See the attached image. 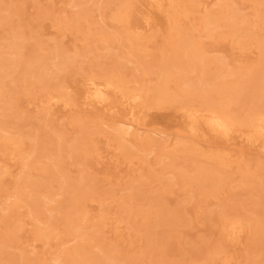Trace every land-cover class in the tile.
<instances>
[{
  "label": "rangeland",
  "instance_id": "obj_1",
  "mask_svg": "<svg viewBox=\"0 0 264 264\" xmlns=\"http://www.w3.org/2000/svg\"><path fill=\"white\" fill-rule=\"evenodd\" d=\"M257 111L264 0H0V264H264Z\"/></svg>",
  "mask_w": 264,
  "mask_h": 264
},
{
  "label": "bare ground",
  "instance_id": "obj_2",
  "mask_svg": "<svg viewBox=\"0 0 264 264\" xmlns=\"http://www.w3.org/2000/svg\"><path fill=\"white\" fill-rule=\"evenodd\" d=\"M229 14V13H228ZM235 16V15H234ZM236 18V17H235ZM185 40V39H184ZM185 43V42H184ZM193 52V51H192ZM3 64V63H2ZM111 77V76H109ZM91 81V80H90ZM93 81V80H92ZM95 82V81H94ZM112 82V81H111ZM163 83V82H162ZM166 83V82H164ZM187 83V82H186ZM93 85V84H92ZM100 84H96V86L93 87V92L95 94H97L98 97H103L104 92L103 89H101V87L99 86ZM237 87V86H235ZM258 87V86H257ZM92 88V87H91ZM149 88V87H148ZM165 88V87H163ZM193 88V87H192ZM153 89V88H152ZM159 90H162V87L158 88ZM231 89V88H230ZM170 90V89H168ZM233 90V89H232ZM143 91V90H142ZM147 91V90H146ZM231 91V90H230ZM236 91V90H235ZM87 92V91H86ZM144 92V91H143ZM163 92V91H161ZM165 92V89H164ZM89 93V92H88ZM130 93V92H129ZM168 93V92H167ZM136 95V94H135ZM135 95H133L132 97H136ZM169 95V93H168ZM221 97V96H220ZM131 98V97H130ZM159 99V98H158ZM192 99V98H191ZM212 99V98H211ZM219 99V98H218ZM168 100V99H167ZM188 100V99H187ZM256 103V102H255ZM227 107V106H226ZM256 107V106H255ZM253 109V108H252ZM258 112V111H257ZM198 113V112H197ZM212 114L209 115L206 118V125H208L210 128H212V130L214 129V131H218V132H222V133H226L227 131L230 130V126H231V122H230V118L228 115H225L223 112H219L216 110H213L211 112ZM192 115V114H191ZM203 115V114H202ZM208 115V114H207ZM188 116V115H187ZM193 121L196 120V118L198 119V116H194L192 115ZM250 122L254 127V131L258 134H262L264 133V113H262L261 111L256 113V114H252L251 118H250ZM193 127V125H192ZM200 127V126H199ZM224 135V134H223ZM23 187V186H22ZM83 264V263H82Z\"/></svg>",
  "mask_w": 264,
  "mask_h": 264
}]
</instances>
